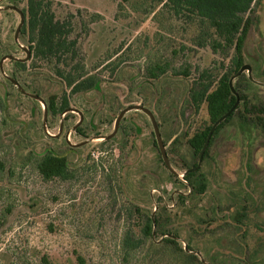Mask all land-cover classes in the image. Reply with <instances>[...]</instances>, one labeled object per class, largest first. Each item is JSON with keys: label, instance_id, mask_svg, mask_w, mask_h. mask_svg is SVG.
Listing matches in <instances>:
<instances>
[{"label": "rangeland", "instance_id": "obj_1", "mask_svg": "<svg viewBox=\"0 0 264 264\" xmlns=\"http://www.w3.org/2000/svg\"><path fill=\"white\" fill-rule=\"evenodd\" d=\"M6 5L24 9L26 0L0 1V7ZM53 8L58 18L71 21V37L77 38L72 67H84L100 86L70 93L50 63L26 58L28 38L21 31L16 36L21 15L0 9V60L5 55L19 59H5V73L44 100L66 95L71 108L48 112L49 135L44 104L22 93L0 69V99L7 102V110H0V264H39L43 254L54 264H78L77 254L86 264H183L186 256H145L150 241L130 252L122 248L127 229H138L132 203L148 213L168 205L178 240H190L207 264H264L263 132L251 141L237 118L228 122L202 162L208 190L186 203L178 199L188 191L183 173L192 164L186 133L205 117L204 109L195 112L188 102L187 89L220 57L208 46L194 45L192 31L181 21L166 18L175 31L168 33L159 28L163 13L154 18L123 0H53ZM257 16L245 54L264 82V0ZM182 45L188 49L181 50ZM15 61L26 63L25 69ZM158 61H169L171 68L152 78L149 68ZM185 62L191 66L188 77L175 74ZM258 93L264 96V89ZM135 104L153 111L181 182L162 161L152 121L142 110L124 115L114 139L98 138L111 134L122 109ZM68 138L82 143L69 152L74 177L43 179L37 156L46 147L68 152ZM243 205L248 215L237 223L234 215Z\"/></svg>", "mask_w": 264, "mask_h": 264}, {"label": "trees", "instance_id": "obj_2", "mask_svg": "<svg viewBox=\"0 0 264 264\" xmlns=\"http://www.w3.org/2000/svg\"><path fill=\"white\" fill-rule=\"evenodd\" d=\"M123 1L129 3L133 11L141 10L147 15H153L154 18L163 13L164 17L159 20L158 24L161 30L168 33L172 34L175 31L166 24V18L181 21L187 30L192 31L189 40L194 45L208 46L214 54L220 57V60L215 59V63L218 61L217 66L200 71L198 77L187 89L188 102L195 112L204 109L205 117L191 133H186V142L192 156V164L185 165L184 172H186L197 165L212 125L228 112L236 102V96L230 86V79L247 62L246 41L252 26L258 20L257 8L263 0ZM12 2L18 4V0H12ZM145 4L147 6L143 7ZM120 6L123 4L120 3ZM22 10L25 20L21 33L28 38L31 55L50 63L51 69L63 78L65 85L70 88V93L75 94L98 89L100 79L97 76L89 74L84 67L80 68L81 71L72 67L71 62L78 55L77 38L71 37L73 32L71 21L57 17L53 8V0H26V7ZM186 49L188 47L185 45L181 46V50ZM174 52L178 53V51ZM15 63L22 69L26 67V63L22 61H15ZM170 68L169 61H158L149 68V74L152 78H159ZM190 69L191 66L185 62V65L176 70L175 74L188 77ZM253 76L260 80L254 72ZM9 81L13 83L11 80ZM233 86L239 93L240 102L214 130L204 153V163L210 157L211 146L216 136L234 118L238 119L251 141L257 131L264 133V96L261 97L258 93L264 87L253 82L245 72L234 79ZM44 101L48 112L52 115L62 113L69 107V100L66 95L59 99L57 94H52ZM1 109L7 110L6 97L0 99ZM155 143L157 144V140ZM71 150L72 147H69L68 152H58L51 147H46L36 158V169L42 178L45 180L73 178L74 172L69 162ZM176 178L180 181L177 175ZM183 178L186 181L185 186L188 187V191L178 194L180 203H186L189 199L204 194L209 188L208 175L202 165L196 171L185 173ZM247 208L246 205H243L235 213L234 218L237 223H241L248 215L246 213ZM130 213L135 216L138 229H127L124 234L122 248L125 251L137 250L150 241L145 256L149 257L152 253H158L162 258L164 256L170 258L173 255L186 256L187 259L184 260L183 264H207L196 253L198 250L190 240H178L179 233L171 229L173 223L168 205L165 204L161 208L157 207L154 213H148L141 205L132 203ZM157 234L161 236L159 241L154 238ZM76 262L86 264L85 258L80 254L76 255ZM153 262L155 264L160 261L153 260ZM39 264L54 263L47 254H43Z\"/></svg>", "mask_w": 264, "mask_h": 264}, {"label": "water", "instance_id": "obj_3", "mask_svg": "<svg viewBox=\"0 0 264 264\" xmlns=\"http://www.w3.org/2000/svg\"><path fill=\"white\" fill-rule=\"evenodd\" d=\"M2 1V0H0ZM0 9H13V10H16L20 15H21V21H20V24L18 25V28L16 30V36L19 34V32L21 31V28H22V25L24 23V12L22 9H20L19 7L15 6V5H6L4 7H0ZM31 56V51L28 49L27 50V57L26 58H30ZM7 58H10V59H14V60H19L17 57H15L14 55H5L1 58L0 60V69H1V72L9 79L11 80L17 87L18 89L24 93L25 95H28L30 97H33L39 101H41L43 104H44V129L47 132V127L45 126V122H46V118H47V114H48V110H47V107L45 106V101L44 99L38 95V94H35V93H32L30 91H28L27 89H25L16 79L12 78L11 76L7 75L5 73V70H4V67H3V62L5 59ZM25 60V59H24ZM22 60V61H24ZM247 70L248 73H249V77L251 80L261 84L262 86H264V82H261V81H257L254 79V77L252 76L251 74V65L250 64H244L236 74H234L231 79H230V86H231V89L233 91V93L235 94L236 96V102L235 104L231 107V109L226 112L224 115H222L211 127L210 131H209V134H208V137L202 147V150H201V153L199 155V159H198V163L195 167H192L190 169H188L186 172L183 173V175L187 172H193V171H196L198 170L201 165H202V162H203V157H204V153L210 143V139L212 137V134L214 132V130L216 129V127L223 121L225 120L229 115L230 113L232 112V110L238 105V103L240 102V96H239V93L235 90L234 86H233V81L236 77H238L243 71ZM131 110H142L143 112H145L151 119L152 121V124H153V128H154V133H155V136H156V140H157V146H158V149L159 151L161 152V155H162V158H163V161L165 162V164L167 165V167L176 175H178L177 171L172 167L171 165V162H170V159H169V156L167 154V151H166V145L162 139V135H161V132H160V129H159V124L156 120V117L153 113V111L148 108V107H145L144 105H141V104H135V105H130V106H127L125 107L118 115L117 119H116V122H115V128H114V131L109 134V135H105V136H99V137H102L104 139H110L112 138L118 131V127H119V124H120V121L121 119L123 118V116L128 112V111H131ZM61 133V131H60ZM58 133V135L60 134ZM49 134V133H48ZM50 135V134H49ZM58 135H51V136H58ZM68 142H69V138L67 139ZM70 143V142H69Z\"/></svg>", "mask_w": 264, "mask_h": 264}, {"label": "flooded vegetation", "instance_id": "obj_4", "mask_svg": "<svg viewBox=\"0 0 264 264\" xmlns=\"http://www.w3.org/2000/svg\"><path fill=\"white\" fill-rule=\"evenodd\" d=\"M245 64H249V63H245ZM250 65H251V64H250ZM252 70H253V69H252V66H251V74H252V76H253V72H252ZM243 72H245V73L247 72V75L249 76V73H248L247 70H245V71H243ZM253 77H254V76H253ZM249 78H250V77H249ZM254 79L257 80V81H260L259 79H256V78H254ZM252 81H253V80H252ZM253 82H255V81H253ZM261 82H262V81H261ZM255 83H257V82H255ZM257 84H259V83H257ZM259 85H261V84H259ZM261 86H262V85H261ZM69 109L71 110V108L68 107L67 109H65L64 112L68 111ZM122 110H123V109H122ZM79 113H81V112H79ZM123 117H124V116H123ZM82 120H83V115L80 114V120H79V121L76 123V125H75V127H76L75 129H77L78 131L81 129V127L79 126V124L82 122ZM121 120H122V119H121ZM120 122H121V121H120ZM157 122H158V121H157ZM61 126H62V125H61ZM61 128H62V127H61ZM61 128H60V129H61ZM114 128H115V127H114ZM119 129H122L121 124H119V127H118V131H117V133L119 132ZM159 129H160V127H159ZM59 133H60V132H59ZM117 133H116V134H117ZM116 134H115V135H116ZM115 135H114V136H115ZM114 136H113V137H114ZM113 137L110 138V139H113ZM98 138H99V136H98ZM103 139H104V138H103ZM105 140H107V139H105ZM66 141H67L69 147H72V150H75L76 147H79V146L82 144V143L73 144V143H69L68 140H66ZM72 150H71V151H72ZM166 151H167V149H166ZM167 154H168V153H167Z\"/></svg>", "mask_w": 264, "mask_h": 264}]
</instances>
